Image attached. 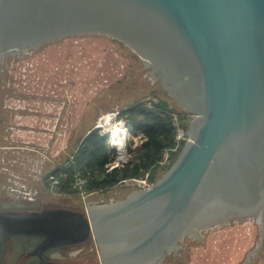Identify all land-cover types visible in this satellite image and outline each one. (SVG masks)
<instances>
[{
	"label": "water",
	"instance_id": "95a60500",
	"mask_svg": "<svg viewBox=\"0 0 264 264\" xmlns=\"http://www.w3.org/2000/svg\"><path fill=\"white\" fill-rule=\"evenodd\" d=\"M85 34L137 54L193 115L188 138L152 185L115 202L1 204L0 262L8 243L41 257L90 237L100 264H158L195 226L264 217V0H0V57Z\"/></svg>",
	"mask_w": 264,
	"mask_h": 264
},
{
	"label": "rangeland",
	"instance_id": "374dc122",
	"mask_svg": "<svg viewBox=\"0 0 264 264\" xmlns=\"http://www.w3.org/2000/svg\"><path fill=\"white\" fill-rule=\"evenodd\" d=\"M4 65L0 82L9 89L8 96L14 92L19 99L31 100L34 108L60 105L62 119L52 121L56 128L38 140L33 137L31 145L46 150L47 162L33 178L34 191L62 207L84 211L86 205L115 202L149 187L178 156L183 143L176 135L182 132L188 137L192 116L169 96L136 53L108 36L68 35L10 55ZM147 115L163 119L166 127L174 128L173 136L162 134L150 140L145 130L157 124ZM114 127L119 130L117 138L124 140L118 146L110 143ZM91 130L105 137L100 147L110 159L106 169H117L116 181H107L108 176L98 171L87 174L76 159L85 147L82 139ZM50 174L57 177V184L47 180ZM76 177L86 179L81 190L74 187ZM262 214L195 226L158 264H264ZM67 253L77 261L100 264L95 244Z\"/></svg>",
	"mask_w": 264,
	"mask_h": 264
},
{
	"label": "crops",
	"instance_id": "0c3cea01",
	"mask_svg": "<svg viewBox=\"0 0 264 264\" xmlns=\"http://www.w3.org/2000/svg\"><path fill=\"white\" fill-rule=\"evenodd\" d=\"M13 54L9 53L8 56ZM8 56L2 59L0 74L4 71V61ZM7 89L0 82V205L14 201H47L39 197L33 186V178L46 168L43 154L46 150L42 145L41 149H37L31 144L33 137L38 140L42 135H50L56 128L52 121L62 119L60 105L56 103L52 105L54 107H43L36 104L34 108L31 100L19 99L18 95L13 96L14 92L8 96L5 92ZM41 128L44 130L41 131Z\"/></svg>",
	"mask_w": 264,
	"mask_h": 264
},
{
	"label": "flooded vegetation",
	"instance_id": "af4514ba",
	"mask_svg": "<svg viewBox=\"0 0 264 264\" xmlns=\"http://www.w3.org/2000/svg\"><path fill=\"white\" fill-rule=\"evenodd\" d=\"M9 53L2 54L0 57V64L2 59L8 56ZM188 112V111H187ZM190 115L191 113L188 112ZM38 204L37 211L42 208L52 207L56 205L57 207H62L60 204L50 201H37ZM77 210V209H75ZM87 240L79 242L77 244H65L61 246L57 252H49L46 255L41 254V257L36 255L39 250L35 244H10L6 245L2 260L0 264H87L85 261L75 260L74 257L69 256L68 250H77V248L88 246L89 244H95L94 240Z\"/></svg>",
	"mask_w": 264,
	"mask_h": 264
},
{
	"label": "trees",
	"instance_id": "16d2710c",
	"mask_svg": "<svg viewBox=\"0 0 264 264\" xmlns=\"http://www.w3.org/2000/svg\"><path fill=\"white\" fill-rule=\"evenodd\" d=\"M148 118L157 124V128L147 126L145 130V134L150 140H156L162 134L165 136H168V134L173 136L174 128L166 127L163 119L157 115L148 116ZM104 139L105 137L103 135L99 136L95 130L89 131L82 139L81 144H85V147L80 148L76 159L87 171L103 173L105 176H108L106 180L112 182L117 180V169L115 167H112L110 170L106 169V165L110 163V159L100 147L101 144L103 145Z\"/></svg>",
	"mask_w": 264,
	"mask_h": 264
},
{
	"label": "built area",
	"instance_id": "2783aa9c",
	"mask_svg": "<svg viewBox=\"0 0 264 264\" xmlns=\"http://www.w3.org/2000/svg\"><path fill=\"white\" fill-rule=\"evenodd\" d=\"M191 116H193V115L191 114ZM187 138L188 137L185 138L183 136L182 132H180L179 134L176 135V139L177 140L182 139V142H184V140H186ZM115 146H118V145H115ZM86 173L89 174V171H86ZM47 180L50 181V183H52V184H57L58 183L57 177L54 174H50L47 177ZM85 183H86V179L85 178L76 177L75 178V182H74V187H76V190H81L85 186Z\"/></svg>",
	"mask_w": 264,
	"mask_h": 264
},
{
	"label": "bare ground",
	"instance_id": "6f19581e",
	"mask_svg": "<svg viewBox=\"0 0 264 264\" xmlns=\"http://www.w3.org/2000/svg\"><path fill=\"white\" fill-rule=\"evenodd\" d=\"M106 120L108 121V119H106ZM114 128H115V130H113L112 133H111L110 143H112L113 145H121L124 142V140L122 139L123 137L122 138L121 137L117 138L116 133H119V130L116 127H114ZM121 131H123V130L121 129Z\"/></svg>",
	"mask_w": 264,
	"mask_h": 264
}]
</instances>
